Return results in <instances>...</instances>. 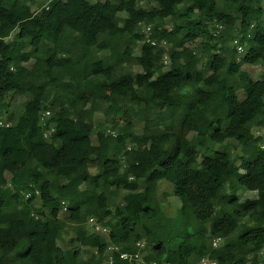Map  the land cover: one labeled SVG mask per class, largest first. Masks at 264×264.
Segmentation results:
<instances>
[{
  "label": "trees",
  "instance_id": "16d2710c",
  "mask_svg": "<svg viewBox=\"0 0 264 264\" xmlns=\"http://www.w3.org/2000/svg\"><path fill=\"white\" fill-rule=\"evenodd\" d=\"M150 1L0 0V264H264V0Z\"/></svg>",
  "mask_w": 264,
  "mask_h": 264
},
{
  "label": "built area",
  "instance_id": "2783aa9c",
  "mask_svg": "<svg viewBox=\"0 0 264 264\" xmlns=\"http://www.w3.org/2000/svg\"><path fill=\"white\" fill-rule=\"evenodd\" d=\"M105 1V0H103ZM141 28H142V31L146 34L147 36V41H151L153 45H156V41H153L151 40V33H152V27L151 25H146V24H140ZM219 28H221V25H218ZM232 46L236 49L237 51V54H238V58L241 57L246 48H245V45L244 43H242L238 38H234L231 42ZM161 45L163 47H165L166 49L169 48V44L166 42V41H163L161 43ZM164 63L166 65L169 64V59H168V54L166 53L164 55ZM50 117H51V111L50 110H45L41 113V116H40V121L43 125H48L49 128H47L45 130V133H44V136L46 138H49L50 135L54 132L55 130V126L49 121L50 120ZM0 125H6V126H9V124H5L3 121H0ZM112 134L115 135V131H111L109 130ZM131 146H128V149H130ZM36 194L39 195L40 192L38 189H36ZM31 192L27 193L26 196L27 197H30L31 196ZM67 208L64 207V211L66 210ZM88 224L91 226V228L95 231V232H98V233H101V234H104V235H109L110 233V227L107 226V225H104L102 222H100L96 217L94 216H90L88 218ZM224 242V239L222 237H216L214 240H213V247L217 248L219 246H221ZM137 245L141 248H144L146 246V242L143 240V241H140L137 243ZM121 248L116 245V244H113V243H109L108 246H107V253L110 254V256L108 257V261L109 262H112L113 261V256L112 254L113 253H116V252H119L120 253V257L121 258H124V259H129V260H133V262L131 264H142V253H137L135 255H132V254H129L127 252H122L120 250ZM156 264V263H154ZM198 264H220L219 261L215 258H212V257H209V256H203L199 261H198Z\"/></svg>",
  "mask_w": 264,
  "mask_h": 264
},
{
  "label": "rangeland",
  "instance_id": "374dc122",
  "mask_svg": "<svg viewBox=\"0 0 264 264\" xmlns=\"http://www.w3.org/2000/svg\"><path fill=\"white\" fill-rule=\"evenodd\" d=\"M41 0H39L40 2ZM141 4L143 6L146 7H151L152 5H155V2L150 1V0H140ZM220 1V5L224 8V5H222L221 0ZM41 3V2H40ZM39 3V4H40ZM39 4L36 5L35 9L38 8ZM121 15H125L124 13H122ZM200 44V39H198L196 42H194V46H198ZM139 48H137L136 53H138ZM245 70H248L252 76L255 79H259L261 78V76L264 74V67L261 65H249V64H245L243 67ZM136 70H139V67H135ZM240 98H243V93H240ZM25 98L21 97V96H13L12 100H11V109L13 111H15V113L20 114L23 106H24V102H25ZM105 121L104 119V115L101 111H98L95 115V122L96 124H102ZM256 130V132L258 134L260 133H264V130H260L258 127L254 128ZM95 136H93V139L95 140ZM171 191H172V184L168 183L167 181H160L159 183V197L162 200V204L164 207V210L166 212L167 215H169L170 217H176L178 216V209L181 205V200L178 197H173L171 195ZM242 197H254L255 196V192H248V191H242ZM69 236L67 234H64V239L62 240V242H59L60 245L64 248L67 247V244L69 242Z\"/></svg>",
  "mask_w": 264,
  "mask_h": 264
}]
</instances>
